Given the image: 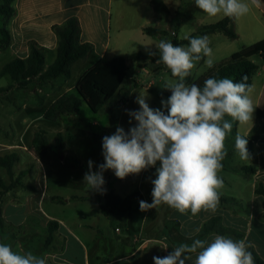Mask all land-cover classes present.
I'll return each instance as SVG.
<instances>
[{"label": "crops", "instance_id": "obj_1", "mask_svg": "<svg viewBox=\"0 0 264 264\" xmlns=\"http://www.w3.org/2000/svg\"><path fill=\"white\" fill-rule=\"evenodd\" d=\"M13 7L14 16L7 24L13 39L11 46L6 49L13 59L27 58L30 44L35 43L44 55L49 54L53 59L55 56L56 60L59 39L53 26L62 25L72 17L78 18L80 22V42L94 47L86 57L92 59L91 67L101 58L111 60L129 57L135 54L132 53L135 46L142 42L148 46L149 38L161 36H148L144 31L147 27H154L159 17L152 7V0H15ZM173 34L177 37V33ZM149 48L151 52L157 50ZM84 60L75 65L83 64ZM82 64L81 69L84 67ZM48 67L45 65V70ZM59 79L33 80L35 95L42 94L45 87L52 90L63 88L52 105L61 96L75 90L78 81L68 84ZM11 85L13 87L7 90L9 92L1 93L22 89L15 82ZM263 97L264 90L259 100ZM46 111L32 120L20 116H10L4 122L0 120V158L13 154L18 156L11 172L0 166V179L6 186V190L0 187V243L11 244L14 251H31L45 258L47 264H154V256L166 257L172 248L181 243L190 244L197 238L210 241L211 234H220L250 243L264 261V205L263 209L258 206L261 201L264 203V196L256 194L257 185L254 187L252 212L249 215L243 212L241 198L220 194L219 201L227 206L219 204L214 213L202 210L192 216L190 210L188 214H180L174 209L167 218V222L173 223L168 229L164 214H158L149 224L144 217L143 221L135 225V213L126 207L130 189L128 186L124 190L121 188L134 175L105 183L104 194L86 191L83 181H76L81 172L88 170L85 158H74L67 154L64 150L65 140L58 152L50 149L42 156L36 154L33 142L42 129L35 123L44 118ZM15 124L21 125V131H15ZM99 137L102 140L103 136ZM53 151L56 154L51 161H47ZM142 172L140 183L131 194V197L133 195L140 201L145 199ZM258 175L257 170L254 176L258 180L264 178ZM116 183L120 184V190L123 191H118ZM111 189L122 196L123 203L114 215L108 217L102 212V206L105 204L106 192ZM222 198L230 201H222ZM229 204L235 208H230ZM214 218L219 220L213 229L203 234L205 226ZM258 218L262 228L257 230L255 236ZM50 229L55 232L52 241L48 242ZM164 245L168 248L163 249ZM194 260L195 254L193 261L186 264H194Z\"/></svg>", "mask_w": 264, "mask_h": 264}, {"label": "clouds", "instance_id": "obj_2", "mask_svg": "<svg viewBox=\"0 0 264 264\" xmlns=\"http://www.w3.org/2000/svg\"><path fill=\"white\" fill-rule=\"evenodd\" d=\"M256 3V0H253ZM197 8L210 17L223 14L239 18L249 12V4L243 0H195ZM187 47L175 46L171 41L160 40L155 48L159 60L177 79L166 81L163 88L171 91L167 100H161L162 108L153 109L146 102V95H139V110L128 111L136 124L126 132L117 126L112 135L102 138L104 163L93 171V161H88V171L83 184L88 190L104 194L103 173L112 170L118 179L139 175L155 168L152 184V202L141 200V211L155 209L161 204L180 214L197 215L202 210L215 212L219 205L223 178L218 175L222 161L227 156L225 139L231 133L233 122L246 124L253 119L254 107L250 98L252 86L248 77L241 82L230 78L209 77L203 86L186 84L196 62L207 57L208 68L214 66L212 48L208 36L185 37ZM150 52L149 55H156ZM230 117L231 120L226 119ZM248 139L237 134L235 150L240 160L251 159ZM159 166L157 167V163ZM244 240L211 234V240L194 239L172 248L166 257H153L154 264H255ZM167 249V245L162 247ZM0 264H47V260L31 251H14L11 244L0 243Z\"/></svg>", "mask_w": 264, "mask_h": 264}, {"label": "rangeland", "instance_id": "obj_3", "mask_svg": "<svg viewBox=\"0 0 264 264\" xmlns=\"http://www.w3.org/2000/svg\"><path fill=\"white\" fill-rule=\"evenodd\" d=\"M165 2L169 8V12L159 14L158 20L153 26L168 31V36L149 38L150 41L148 46L142 42V44L133 48L135 50H133L132 53L141 52L144 55H148L151 52V48L149 47L156 49L155 45L160 40H167L173 43L175 39L182 41L185 40V37H189L195 33H197L196 37H202L201 29L203 26L217 23L225 18L223 14L217 15L216 17L208 16L196 7L195 0H165ZM243 2L249 4L250 10L246 15L234 18L233 20L232 28L237 34V38L233 39L221 32L208 35L210 40L209 46L212 48L213 52L212 59L214 60V66L227 60L231 55L241 51L243 48L264 39V0H256V3H253V0H243ZM113 17H115V7L113 8ZM4 24L5 18L0 14V28H2ZM173 33H177V37ZM187 46L188 44L185 45V47ZM45 55L46 65L48 67L53 64L55 56L53 59L49 54ZM206 59L207 57H204L196 62L195 67L191 70L194 81L199 80L211 69L205 64ZM12 60L13 58L9 50L1 52L0 72L3 67ZM254 60L256 64L260 66V70L253 78L252 92L250 93V98L253 101L254 107H256L253 113V119L246 124L237 125L236 122H233L232 131L224 142L227 156L222 161V170L218 173L224 181L223 188L219 190L220 194L223 196H236L241 198V207H243L245 215H249L250 212H252L254 187L260 184L264 185L263 177H260V181L254 174H247L241 171L245 167L254 166L259 172L258 176H264V171L261 169V162L259 163V149L257 148L256 154H253L251 159L247 161L240 160L235 150V137L237 134L246 136L256 123L257 110L264 107V99L259 100V95L264 90V62L259 56L255 57ZM82 62L83 64L78 63L79 65L72 67V77L69 80L66 77H60L59 80H63V82L66 81L68 84H73L78 81L82 74L88 70L93 63L92 59H86ZM80 64L84 66L82 69ZM175 79L177 78L172 77L170 70L162 62L148 66L140 65L137 62H130V71L121 89L99 113L94 114L86 103H83L77 114L67 115L58 122H48L42 118L37 121L35 125L40 126V129L48 132L49 140L52 145L56 144L57 136L62 132L65 140V152L74 158H85L87 168L88 161H93L92 170L98 171V166L104 163V158L102 159V140L99 136L104 137L106 135H112L117 126L123 127L127 132L130 127L136 124L135 120H132V124H129L131 118L127 113L128 111L139 110V105L136 103V99L139 95H146V102L151 108H162L161 100H167L168 97L165 96V93L170 91L164 89L163 86L166 81ZM13 82L10 75L0 76V89L8 88ZM30 85L28 89L22 88L15 89L14 91L11 90L10 93H0V120L2 122L10 119V116H20L22 119L32 120L34 117L36 118L42 115L63 89L56 88L52 90L45 87L42 94L35 95L34 82L30 83ZM44 85L46 86V84ZM61 87L64 86L62 85ZM23 105H25V107H23ZM226 119L231 120L230 117H226ZM3 125L5 124L3 123ZM14 128L16 132L21 131V125L19 124H15ZM54 154L56 153L53 151V153L48 155L47 161H51ZM158 166L159 162L157 163V167ZM86 172H81V176L76 179V181L82 182ZM142 173L145 179L143 186L145 191L144 201L151 203L152 188L150 186L152 184L149 178H155V168H149ZM140 175L141 173L139 175H134L132 179H127V182L121 186L123 190L127 188V186L130 189L131 193L127 198L128 203L126 207L128 206L131 211L135 213L133 218L135 225L143 221L144 217H146L145 219H147L149 224L158 214H164L166 228L172 227L173 223L167 222V218L174 210L173 208L166 204H161L155 209L141 211L139 205L140 200L133 198V195L131 197L132 191L137 189L140 183ZM103 176L105 183L117 182V177L112 170L105 171ZM116 184L115 186L118 191H123L120 190V184ZM142 185L143 184L140 186ZM84 189L86 191L88 190L85 185ZM219 204L223 207L227 206V204H221L220 201ZM259 204L258 206L263 209V201ZM229 206L230 208H235L232 204H229ZM258 222H261L259 218L255 223V236L257 235V230L259 231L262 228Z\"/></svg>", "mask_w": 264, "mask_h": 264}, {"label": "trees", "instance_id": "obj_4", "mask_svg": "<svg viewBox=\"0 0 264 264\" xmlns=\"http://www.w3.org/2000/svg\"><path fill=\"white\" fill-rule=\"evenodd\" d=\"M15 0H0V14L5 18V24L0 28V48L1 50L8 49L12 44V34L7 28V24L13 18L15 9L13 7ZM152 7L157 14L168 13L169 8L165 0H152ZM234 18L225 17L221 21L203 26L201 33L203 36H208L217 32L233 39L237 38V34L232 28ZM54 33L58 36L59 44L57 48V57L52 65L45 70L46 57L37 44H30V54L27 58H15L7 63L0 72V76L10 75L12 80L19 84L21 88H26L33 80L40 79L42 81L56 80L60 77L71 78L72 67L80 60L86 57L93 51V46L88 43L80 42L81 27L78 18H69L62 25L53 26ZM145 33L148 36H168V31L157 27L145 28ZM197 33L189 37H196ZM175 46H185L189 44V40L175 39ZM152 52L156 55H144L135 53L129 57H116L108 60L101 58L92 67L86 70L78 80L75 90L67 93L57 99L46 111L44 118L49 122H56L66 115L77 114L80 106L83 103L89 109L97 114L99 111L116 95L121 89L122 84L127 78L130 71V62H137L140 65L155 64L159 60L158 50ZM259 56L264 62V39L243 48L241 51L234 53L227 60L219 63L211 68L199 80L194 81L192 72L191 75L185 78L186 84H197L203 86L204 80L209 77L230 78L235 82H241L242 77H248L247 84H253V78L259 70L254 58ZM13 85L6 89H11ZM171 95V91L165 93L166 97ZM256 123L245 136L248 139L247 148L251 156L259 149L261 169L264 171V108H260L256 113ZM238 125L239 123L236 122ZM34 148L38 156L46 154L50 149L58 152L64 144V136L59 133L55 145H51L46 131H39L34 138ZM18 156L8 155L0 158V166L5 167L9 172L12 171L14 164L17 162ZM245 173L255 174L257 169L253 166L245 167L241 170ZM133 175H129L131 177ZM126 177V178H128ZM0 187L6 190L5 184L0 179ZM256 194L264 196V185L260 184L256 187ZM222 201H230L227 198H222ZM123 198L114 189L108 190L105 194V204L102 206V212L110 217L122 205ZM2 207V199H0V210ZM218 218L212 219L210 224L206 225L204 232L208 233L218 221ZM52 225H55L52 223ZM51 225V226H52ZM224 231V230H222ZM55 231L50 229L48 242L53 239ZM252 252L255 264H264V261L258 255L254 248H249Z\"/></svg>", "mask_w": 264, "mask_h": 264}]
</instances>
